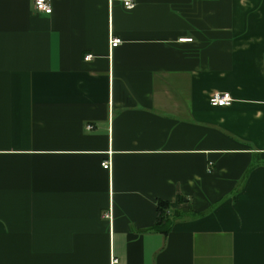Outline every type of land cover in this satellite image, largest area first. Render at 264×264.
<instances>
[{
    "label": "crops",
    "instance_id": "obj_1",
    "mask_svg": "<svg viewBox=\"0 0 264 264\" xmlns=\"http://www.w3.org/2000/svg\"><path fill=\"white\" fill-rule=\"evenodd\" d=\"M48 1L0 0V264H264V0Z\"/></svg>",
    "mask_w": 264,
    "mask_h": 264
},
{
    "label": "built area",
    "instance_id": "obj_2",
    "mask_svg": "<svg viewBox=\"0 0 264 264\" xmlns=\"http://www.w3.org/2000/svg\"><path fill=\"white\" fill-rule=\"evenodd\" d=\"M123 5L126 9H131L134 6L133 0H123ZM33 8L37 12L49 14L52 11L51 5L48 0H33ZM110 48L115 47L120 43L119 37L112 36L110 38ZM90 56H85V59H89ZM209 104L211 106H228L233 101L232 96L228 92H213L208 98ZM87 129H91V125L86 126ZM103 168H107L108 161H103L102 163ZM113 261H116L115 259Z\"/></svg>",
    "mask_w": 264,
    "mask_h": 264
},
{
    "label": "trees",
    "instance_id": "obj_3",
    "mask_svg": "<svg viewBox=\"0 0 264 264\" xmlns=\"http://www.w3.org/2000/svg\"><path fill=\"white\" fill-rule=\"evenodd\" d=\"M171 208L166 201H157V215L154 229L160 233L166 234L170 230L173 222V215L170 213Z\"/></svg>",
    "mask_w": 264,
    "mask_h": 264
}]
</instances>
